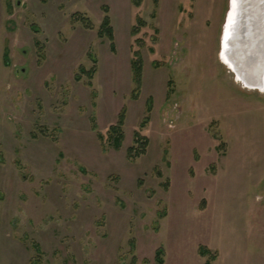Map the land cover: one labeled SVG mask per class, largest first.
Instances as JSON below:
<instances>
[{
    "label": "rangeland",
    "instance_id": "1",
    "mask_svg": "<svg viewBox=\"0 0 264 264\" xmlns=\"http://www.w3.org/2000/svg\"><path fill=\"white\" fill-rule=\"evenodd\" d=\"M230 2L3 0L0 264H264V74L224 59Z\"/></svg>",
    "mask_w": 264,
    "mask_h": 264
},
{
    "label": "water",
    "instance_id": "2",
    "mask_svg": "<svg viewBox=\"0 0 264 264\" xmlns=\"http://www.w3.org/2000/svg\"><path fill=\"white\" fill-rule=\"evenodd\" d=\"M261 7L264 0H231L223 30L222 51L232 57L235 74L247 79L264 73V11L255 15Z\"/></svg>",
    "mask_w": 264,
    "mask_h": 264
},
{
    "label": "trees",
    "instance_id": "3",
    "mask_svg": "<svg viewBox=\"0 0 264 264\" xmlns=\"http://www.w3.org/2000/svg\"><path fill=\"white\" fill-rule=\"evenodd\" d=\"M158 1V0H157ZM135 5L139 6L140 5V0H135ZM9 7H11V3L9 2ZM105 13L107 14L103 20V23L101 25L100 31H99V37L104 38L108 37L111 42L114 41V30L111 25V18L108 15L109 9L105 7ZM139 21L141 24H144L143 20L139 18ZM137 26L134 27L133 29V34L135 35L136 32L138 31ZM112 48H114V44H112ZM133 58L131 60V70H132V79H133V84H134V89L132 92V98L133 99H138L139 96L141 95L142 92V86H143V70H144V62H143V56L140 50H134L133 52ZM6 58H8V48L6 52ZM95 70H91L88 73H93ZM90 86H92V83H89ZM151 109V107H150ZM126 112L127 109L124 107L118 118V122L111 126L109 129V134H108V140H109V146L112 147L115 150H120L123 147L124 139H125V133H124V124H125V119H126ZM98 138L100 141L105 140V136L102 133H98ZM142 138L140 137V134L137 132L135 135V144L131 146L128 149V158L130 160H134L137 157H140L145 154V149L148 144L147 140L145 143H142V146L140 148H137V143H141ZM104 151H107L106 146L104 145ZM160 254H163V249L157 251V255L160 256ZM203 254H210V251L203 249ZM214 257V256H213ZM212 257V258H213ZM160 260V258H159ZM160 262H162L160 260Z\"/></svg>",
    "mask_w": 264,
    "mask_h": 264
},
{
    "label": "bare ground",
    "instance_id": "4",
    "mask_svg": "<svg viewBox=\"0 0 264 264\" xmlns=\"http://www.w3.org/2000/svg\"><path fill=\"white\" fill-rule=\"evenodd\" d=\"M262 9H264V7H261ZM255 9H257V8H255ZM255 12H258L257 10H255ZM235 14H241V12H239V11H236V13ZM263 18H264V15H263ZM264 20V19H263ZM263 53H264V46H263ZM234 52L232 51V56H233V58H235V56H236V54L234 53ZM223 54H224V59L227 61L226 63L228 64V65H230V67L232 68V70H234L233 68H234V63H233V60H232V57L228 54V52L227 53H224L223 52ZM264 74V73H263ZM263 74H262V72H260V73H257L256 74V76L259 78V79H261V77L263 76ZM238 75V74H237ZM262 75V76H261ZM239 77H240V74H239ZM241 79H244L245 81H246V78L245 77H240ZM253 81V80H252Z\"/></svg>",
    "mask_w": 264,
    "mask_h": 264
},
{
    "label": "crops",
    "instance_id": "5",
    "mask_svg": "<svg viewBox=\"0 0 264 264\" xmlns=\"http://www.w3.org/2000/svg\"><path fill=\"white\" fill-rule=\"evenodd\" d=\"M5 25V9L3 0H0V42L3 38V29Z\"/></svg>",
    "mask_w": 264,
    "mask_h": 264
}]
</instances>
